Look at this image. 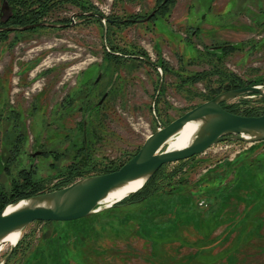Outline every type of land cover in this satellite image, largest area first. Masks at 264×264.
I'll use <instances>...</instances> for the list:
<instances>
[{"label": "rangeland", "instance_id": "1", "mask_svg": "<svg viewBox=\"0 0 264 264\" xmlns=\"http://www.w3.org/2000/svg\"><path fill=\"white\" fill-rule=\"evenodd\" d=\"M161 3L37 0L43 22L69 25L0 33V192L30 179L42 194L115 171L160 126L264 86V0H174L150 21L111 22ZM89 12L110 21L78 15ZM224 103L264 111L258 94ZM162 177L140 201L30 224L5 264H264V141L218 143Z\"/></svg>", "mask_w": 264, "mask_h": 264}, {"label": "water", "instance_id": "2", "mask_svg": "<svg viewBox=\"0 0 264 264\" xmlns=\"http://www.w3.org/2000/svg\"><path fill=\"white\" fill-rule=\"evenodd\" d=\"M8 6L9 3L5 0L0 18L8 20L12 16V9ZM158 10L159 8L138 22L150 21ZM78 15L95 16L110 21L104 15L93 12ZM67 26L66 24L40 22L22 27H0V31L15 32L28 31L39 27ZM251 93L264 98V86L247 85L225 91L186 112L169 125L160 126L156 132L146 139L139 152L119 170L85 177L64 188L38 194L7 205L0 210V241L12 232L20 231L22 233L26 227L37 221L70 222L93 215L103 209L100 203L112 190L130 181L144 178L143 188L164 165L200 155L218 143L228 140H240L248 143L264 141V114L245 116L230 112L222 106V103L232 98ZM193 121L201 123L193 142L179 150H167L165 147L168 140L187 123ZM135 193H131L129 196ZM22 202L27 204L10 212L7 211L10 206L15 207ZM15 246H12L11 252L2 264L7 262Z\"/></svg>", "mask_w": 264, "mask_h": 264}, {"label": "trees", "instance_id": "3", "mask_svg": "<svg viewBox=\"0 0 264 264\" xmlns=\"http://www.w3.org/2000/svg\"><path fill=\"white\" fill-rule=\"evenodd\" d=\"M8 1H9V4L12 5V19L10 21V24H12V23L14 24V25L12 24V26H18L19 27V26H26L29 24H35V23L43 22L42 17H44L45 13L41 9H38V10L32 9V6L36 5L37 0L36 1L35 0H22L21 4H23L25 2L29 3L31 6V10H29V8L26 10H21V9L18 10L16 7V4L14 3L13 0H8ZM173 1L174 0H161L162 3L157 7V8H159L158 13L161 11L167 10L171 6ZM39 2H40V5L45 4L46 6H50V4H55L56 0H49V2H48V0H39ZM124 24H126V23H124ZM3 32H6V31H0V33H3ZM222 106L230 112L240 114V115H245V116H260V115L264 114V111H261V110H248V111L243 112L241 114V112L237 111L236 109H234L232 107H227L225 105V103H222ZM165 167H166V165L161 167L150 178V180L146 183V185L141 190H139V192L131 195L129 198L125 199L122 203H124L128 200H131L133 198H136V197H138V200L140 201V199H145V198L157 193L159 191V187H161V186H159L158 182H159V179L162 177L163 169H165ZM119 169H117V170H119ZM110 172H114V171H110ZM110 172H107V173H110ZM161 179H163V177ZM25 183L27 185L24 187L17 185L15 187V192L12 195L6 194L2 191L0 192V210H2L4 207H6L7 205H9L11 203H15V202H18L20 200L27 199V198H30L32 196L41 194V192L38 191L39 187L36 186V184L33 180L29 179V181H25ZM120 206H121L120 204H116L112 208H118Z\"/></svg>", "mask_w": 264, "mask_h": 264}, {"label": "bare ground", "instance_id": "4", "mask_svg": "<svg viewBox=\"0 0 264 264\" xmlns=\"http://www.w3.org/2000/svg\"><path fill=\"white\" fill-rule=\"evenodd\" d=\"M201 123L199 121H193L187 123L176 135H174L171 139L166 143V149L169 151L179 150L185 148L189 144L193 142L195 139L198 130L200 128ZM144 178L136 179L130 181L114 190H112L100 203V206L104 209L112 208L115 204L123 201L127 196L131 193H137L142 188V184L144 182ZM26 202H22L18 206H10L8 208V212L15 210L21 206L26 205ZM21 238V232L15 231L4 237L0 241V253L2 250L9 246L17 245Z\"/></svg>", "mask_w": 264, "mask_h": 264}, {"label": "flooded vegetation", "instance_id": "5", "mask_svg": "<svg viewBox=\"0 0 264 264\" xmlns=\"http://www.w3.org/2000/svg\"><path fill=\"white\" fill-rule=\"evenodd\" d=\"M8 1V0H7ZM4 2H5V0H2V4H1V8H0V15H1V12H2V8H3V6H4ZM8 3H9V1H8ZM8 7H11V9H12V5H10L9 4V6ZM159 11V10H158ZM158 11H157V13H156V15L158 14ZM1 20H3V21H1V23H0V27H9V26H12L11 24H10V21H11V19H12V16L8 19V20H5L6 18H4V19H2V18H0ZM143 19H145V18H140V19H127V22L128 23H139L138 21L139 20H143ZM126 21V20H125ZM133 21H136V22H133ZM127 22H122V21H119V20H112V24L113 25H117V24H119V23H122V24H124V23H127ZM142 23V22H141ZM66 25H69V24H66ZM141 58V57H140Z\"/></svg>", "mask_w": 264, "mask_h": 264}]
</instances>
